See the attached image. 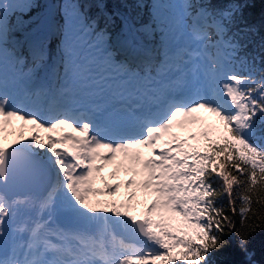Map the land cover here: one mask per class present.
Here are the masks:
<instances>
[{
    "label": "snow or ice",
    "instance_id": "obj_1",
    "mask_svg": "<svg viewBox=\"0 0 264 264\" xmlns=\"http://www.w3.org/2000/svg\"><path fill=\"white\" fill-rule=\"evenodd\" d=\"M141 4L147 21L0 0V264H212L235 216L264 224L247 0Z\"/></svg>",
    "mask_w": 264,
    "mask_h": 264
},
{
    "label": "trees",
    "instance_id": "obj_2",
    "mask_svg": "<svg viewBox=\"0 0 264 264\" xmlns=\"http://www.w3.org/2000/svg\"><path fill=\"white\" fill-rule=\"evenodd\" d=\"M50 1L54 3L55 7L60 2V0H38L40 7L34 9L30 15L46 13ZM84 2L90 5L89 14L92 16L98 15L99 11L103 9L107 13L119 12L133 17L139 16L143 21H147L151 11L150 7L145 8L143 4L137 7V0H84ZM145 2L150 6L152 0H145ZM219 2L227 3L228 0H219ZM240 2H244V0H240ZM247 3L249 6L244 9L243 22L255 26L258 30L254 40L259 44L261 38H264V0H247ZM97 4H99V8ZM117 25H119V20H117ZM101 26H103V20H101ZM248 50L252 51V45L249 46ZM202 115L208 125L218 126L216 118L211 114L202 113ZM138 198L142 199L139 195ZM224 203L226 204V201ZM234 220L236 230L223 237L226 244L211 255L212 264H264V224H260L255 230L251 228L241 229L240 217L237 215ZM249 223L253 222L249 221ZM241 231L247 234L246 251L239 246V232Z\"/></svg>",
    "mask_w": 264,
    "mask_h": 264
},
{
    "label": "rangeland",
    "instance_id": "obj_3",
    "mask_svg": "<svg viewBox=\"0 0 264 264\" xmlns=\"http://www.w3.org/2000/svg\"><path fill=\"white\" fill-rule=\"evenodd\" d=\"M161 2H162V3H179L180 0H161ZM54 9H55L54 3H53L52 1H50V3H49V9H48V11H47L46 13H44L43 15H46V14L49 12V10H53V11H54ZM43 15H41V16H43ZM19 123H20V122H16V123L13 125V127L16 128V129H18V128H19ZM9 131H12V129L10 128ZM193 131H199V129L196 128V129H193ZM41 135H44V133H41ZM184 135H186V134H185V133H181V136H184ZM13 138H14L13 136H8V140H9V141L12 140ZM189 143H193V141H189ZM145 154H147L146 150H145ZM110 171H112L111 166L106 167V168L103 170V175H105V176L107 177V175H108V173H109ZM119 179H120V180H124V179H126V177H125V175H124L123 173H120V174H119ZM110 182H111V181H110ZM100 186H101V185L97 184V187H100ZM124 191H125V190H124L123 188H121V190H120L121 195L118 197V199H123V195H122V194H123ZM138 195H139V194H138ZM99 198H100V199H103L104 197H99ZM137 211H139V209H137Z\"/></svg>",
    "mask_w": 264,
    "mask_h": 264
},
{
    "label": "bare ground",
    "instance_id": "obj_4",
    "mask_svg": "<svg viewBox=\"0 0 264 264\" xmlns=\"http://www.w3.org/2000/svg\"><path fill=\"white\" fill-rule=\"evenodd\" d=\"M103 199H106V197H104Z\"/></svg>",
    "mask_w": 264,
    "mask_h": 264
}]
</instances>
